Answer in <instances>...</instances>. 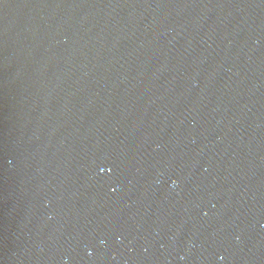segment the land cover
<instances>
[{"label":"water","instance_id":"1","mask_svg":"<svg viewBox=\"0 0 264 264\" xmlns=\"http://www.w3.org/2000/svg\"><path fill=\"white\" fill-rule=\"evenodd\" d=\"M0 264H264V0H0Z\"/></svg>","mask_w":264,"mask_h":264}]
</instances>
